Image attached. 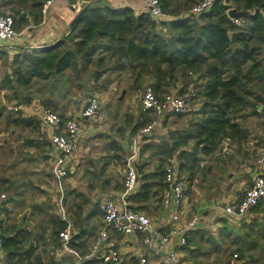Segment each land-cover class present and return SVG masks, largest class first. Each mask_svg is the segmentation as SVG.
Returning a JSON list of instances; mask_svg holds the SVG:
<instances>
[{
    "label": "trees",
    "instance_id": "16d2710c",
    "mask_svg": "<svg viewBox=\"0 0 264 264\" xmlns=\"http://www.w3.org/2000/svg\"><path fill=\"white\" fill-rule=\"evenodd\" d=\"M43 1L31 0V6L40 10ZM160 1L168 18L156 19L145 11L135 12L129 5L85 2L64 38L39 49L14 53L11 73L2 81L11 92L5 96L17 105L33 100L34 80L49 81L66 69L77 75L90 62L98 67L92 73L95 79L106 72L101 67L107 63L105 70L126 72L131 84L149 79L159 95L177 82L181 83L175 87L180 94L187 92L191 84V96L201 103L191 111L188 123L168 129L166 134L141 138L140 153L148 151L149 156L156 157V166L152 171H146L144 164L137 167L138 184L128 199L132 207L144 211L154 201L160 203L165 187L164 166L172 157L178 170L191 180L200 169L201 153L218 151L226 138L241 144L248 137V129L236 120V112L264 103V0H214L197 14L187 11L199 0ZM230 7L243 14L231 16ZM22 17L21 14L15 20L17 29ZM234 17L241 22L236 23ZM47 100L44 103L50 105L52 100ZM16 112L11 122L24 126L32 123L33 117L22 118L21 109ZM130 117L126 115L125 120L130 121ZM153 118L152 111H140L131 124V135ZM110 145L116 150L122 148L115 139L110 140ZM257 208H264V201L257 203L254 209ZM64 223L60 220V229ZM11 228L12 234L3 231L0 264H34L38 255L31 230ZM193 231L187 234L183 248L207 255L221 249L213 235L205 234L201 228ZM250 234L246 231L233 238L237 245L230 251L237 257L244 255V237ZM73 238L71 242L75 244ZM93 260L87 263L100 262Z\"/></svg>",
    "mask_w": 264,
    "mask_h": 264
},
{
    "label": "crops",
    "instance_id": "0c3cea01",
    "mask_svg": "<svg viewBox=\"0 0 264 264\" xmlns=\"http://www.w3.org/2000/svg\"><path fill=\"white\" fill-rule=\"evenodd\" d=\"M87 1L80 2L77 0L76 8L75 10H73L68 0H54L52 4L49 6L47 13L42 14L37 7L31 6V0H25L23 3H19L18 0H0V11L12 14L15 20H17L21 14L24 16L21 19L22 21L21 26L19 27L20 32L22 34V35L20 34L21 38L18 39L17 42L12 45L0 44V106H1L0 108L1 109H5V107H7L9 110H11V108H14L15 110L21 108H27L32 102L31 101L29 103L17 105L15 104V101L13 99L7 98L5 96V93L9 94L10 89L7 88L6 86H3L2 81L6 74L11 73V69H12L11 60L14 53L22 49H39L43 46L55 43L57 40L61 38H64L66 34L69 32L71 26L70 23L73 17L75 16L76 12L79 9H81L82 6ZM101 1L111 6L129 5L135 10V12H139L143 4V0H101ZM96 57H97V53L94 55V59ZM107 65L108 64L106 63L104 66L101 67L104 71H106L103 72L102 76L104 75L106 76L108 74V76L111 75L117 77V75L124 73V71H111L107 69L105 70V67H107ZM95 69H98L95 62L92 63L90 62L85 69L79 70L77 75L80 76L75 77L74 75L76 74L71 69H66L63 72V74H59V75H63L66 78L64 83L73 81L74 84L72 85H76V86L80 85L82 88L85 89L97 88V91H101L105 87L109 88L116 85L118 81L117 78L112 79L107 77L108 82L102 80V76L97 79L93 78L92 73L94 72ZM81 74L87 75L86 81L81 79ZM36 80H34V82H36ZM43 81L45 83L48 82L46 80ZM180 84L181 83L177 82L173 87H176V85H180ZM190 87L191 84L188 86V88ZM10 95L11 94H9V96ZM122 96L123 93L120 95V97ZM46 98H50L52 100V101L50 100L51 104L48 107L52 108L53 110L56 109L55 111L58 112L57 109L60 107V105L57 102V100L54 99L52 95H48V97ZM125 102L128 103V101ZM200 103L201 100L199 101V104L195 108H198ZM85 104H87V102ZM80 112L81 111L76 113L75 112L65 113L63 110V112H58V113L63 115L65 119L71 116L79 118ZM170 112L173 113L172 111ZM138 114L139 112H137L135 118H133L130 121H126L125 120L126 115L131 116V114L124 113V124H123L124 126L121 125L120 127H118V130L124 131L126 129L125 122H127L129 125L132 124L135 121ZM235 115H236V120L242 125V127L248 129L249 132L248 137L244 141H242L241 144H238V142L232 141L228 138L230 146L232 148L229 153L222 152L221 149L207 155L201 153L200 169L197 171L196 175L191 180L188 179L185 173L183 174V172H180L178 170V172L186 176L188 180V188H187L188 191V189H191L193 187L195 181H197L199 178L203 177L207 173L211 172L213 165L216 166L220 170V176L223 178L221 185L219 178L217 180L218 183L217 186L219 187L217 193L222 192L221 195L214 194V196L213 195L211 196L210 192L206 190H204V192H200L201 196L203 197L204 204L202 205V209L198 206H195V210H193L187 195L181 205L179 221L183 222L186 219H188L193 213L198 212L199 210L203 211L199 226L189 229L186 232V234H193L194 232L193 230L197 228L198 229L201 228L205 231V234L213 235L216 238V240L219 243H221L220 244L221 249L219 251H213L211 254L213 253L220 254L219 258H221L220 259L221 261L223 260L224 264H231V263L249 264L250 261L255 260V258L257 257V256L250 257L252 254L251 252L257 249L258 247H260L261 249L263 248V245L258 241V238L261 235L264 236V222L262 223V220H264V208L253 209L250 216L239 219L240 221H242L243 226L241 225V227L239 224L240 222L239 220L232 219L228 216L221 214L219 209H220V205L222 204L224 205L226 202L240 198L243 194L244 188L249 186L251 183L252 174L254 172L253 169L256 167L255 164L256 162L253 160L255 159V157H257L258 150L260 148H264L260 145L258 146L256 144H252L253 141L256 142L258 141L261 142V140L264 141V129L262 128L259 129V125H261V122H264V112L261 113L256 111L254 107L246 106L239 109ZM180 117L176 115V118H180ZM189 118L186 119L183 123L177 126L169 127L168 129L185 126L188 123ZM11 119L8 118L9 121L7 122H10ZM82 119L84 123H86L87 121H101V120L91 119L89 117L88 118L82 117ZM87 129L85 125V132L82 134V136H85L84 134L88 132ZM129 129L130 127L128 128V131ZM162 134H166V132L161 133L160 135ZM111 139H115V138H111ZM111 139L106 141L104 154H107L106 151L110 153L109 155L113 154L112 152L114 148H112L110 145ZM224 141L226 140L224 139L223 142ZM117 142L119 143L120 141L117 140ZM139 153H140V146H139ZM146 153L149 155L148 151L140 153V155L142 156L143 154ZM80 154L81 153H79V156ZM74 156L72 158V161L74 159ZM152 157H153L154 165L153 164L150 165L151 163H149L147 164L148 166H146L144 162L142 163L145 165L146 171H152L156 166V161H157L156 157L154 156ZM110 160H114V158ZM72 161L70 162L71 165L70 170L75 166V164L72 163ZM107 162H109V160H107ZM148 162H150L149 159ZM252 162L253 163L255 162L254 163L255 167L254 165L251 166ZM76 164L78 165V162ZM101 167L104 168V166ZM88 169H92V166L88 167ZM80 170L81 167L78 168L79 177L84 173V171L80 172ZM48 173L50 177L48 181L51 183L54 181L51 169L48 171ZM100 173L102 172L99 171L98 169V171L93 172L94 175L93 177H95L96 179V177H98ZM69 182H70L69 185L70 189L68 190L66 200L68 202L67 204L68 215L70 216L73 222L72 237H74L73 240L75 243L73 245L82 251L85 250L90 245L94 235L96 234L97 230L102 224L101 211L97 205V203L100 201L101 198L99 199L96 195H94L95 190L97 189V187L106 188V189L110 188V190H108L109 195H107L106 198H114L122 190L123 186L120 185L113 186L111 185L112 183L108 182L106 178H102L99 183H95L91 181H87L85 183V181H81V180L78 181V178L77 180L75 178H73L72 180L69 179ZM43 184L45 185L46 183L43 182ZM43 184H41L40 186L45 188ZM68 196H70V198H68ZM59 197L60 195L57 194L55 202L57 203L58 209L60 210ZM39 200H40L39 202H41L43 200V196H41ZM155 202L156 201H154V203H152L145 211L154 212L158 210L159 214L157 215V221L154 224L156 226L165 229L169 227V223H168L169 221H167L168 215L166 211L163 209L161 203L156 204ZM0 207L1 209L3 208L4 211L8 210V207L6 206H0ZM17 227H25L31 230V228L26 226H17ZM6 231L9 234H12L14 232L12 228L7 229ZM246 231L248 232V234L251 233L250 235L244 237L245 244H247L244 254L246 252L245 256L247 257V259L241 258L240 261H238L237 263L236 260H231L232 257L231 254L225 257L224 256L225 254L223 253H225L226 249L227 248L233 249L237 245L236 242L233 241V238L236 235H242V234L244 235ZM114 234L117 238L118 247L121 252V255L123 254V256H133V258L128 259L127 261L124 259V261L121 264H137L138 259L136 254L138 247L141 245L140 235L138 234V235L124 236L117 233ZM31 240L35 241V246H36L35 252L38 255V258L37 260L34 261V264H71V261L73 259L71 253L66 251L56 250V246L58 244V236L56 234L53 236V238H51L47 235L46 232L42 234L38 233L36 235V233H33L31 230ZM190 247H193V245H190ZM176 248L180 251V255L182 256V259L187 264H192V262L193 263L196 262L197 264H202V263L206 264V261L205 262L198 261L199 259L197 260L196 257L202 255L203 256L210 255V254L209 255L203 254L202 252L196 253L195 251L185 249L179 245H176ZM0 254L3 255L4 251L1 250ZM149 259L151 263L155 262V257L153 255L149 256Z\"/></svg>",
    "mask_w": 264,
    "mask_h": 264
},
{
    "label": "rangeland",
    "instance_id": "374dc122",
    "mask_svg": "<svg viewBox=\"0 0 264 264\" xmlns=\"http://www.w3.org/2000/svg\"><path fill=\"white\" fill-rule=\"evenodd\" d=\"M18 30L20 31V29ZM21 35L18 36V39L21 38ZM74 76L76 77L77 75ZM107 77L112 79L117 78L118 81L113 87H105L101 91H97V88L85 89L80 85H72L74 84L73 81L64 83L66 78L63 75H57L47 83L41 79L36 80L32 85L33 100L31 104L27 108H21L22 117H33L32 123L27 126L11 121L7 122V119L13 118L17 112L14 108H11V110L7 107L5 109L0 108V206L8 207L6 211L0 207V222L3 231L11 227L26 226L31 228L32 232L36 233V235L46 232L51 238L55 234L58 236L60 220L62 221L63 218L61 210L58 209L57 203L55 202L57 194L60 195V193H63L62 203H64L65 215L72 222V219L68 215V202L66 200L68 190L70 189L69 179L72 180L75 178L77 180L78 178V181H85V183L87 181L99 183L102 178H106L108 182L112 183L111 185L122 186L125 165L132 153L130 129L128 131V128H131V124L129 125L125 122V130L127 132L125 130H118V127L124 124V113L131 114L130 118L132 120L135 118L137 112H140L139 100L135 94L138 85L131 84V79L128 78L126 72L117 75V77L108 76L107 74L106 76H102V80L108 82ZM81 79L86 81L87 75L81 74ZM146 82H149V79L144 80L142 83ZM167 91L177 93L175 87H170ZM122 93L123 96L120 97ZM94 94L100 99L104 117L101 121H87L84 123L86 129L88 128V132L84 134L85 136H82L83 138L80 137L77 148L74 151L73 156H75L73 161L71 160L75 164L74 168L68 171V174L62 180L61 187L55 181L50 183L48 181L50 178L48 171L51 169V144L48 129L40 119L42 109L49 106L44 101H48L46 97L52 95L60 105L59 108L61 110L58 108V112H63L64 110L65 113H76L81 111L88 97ZM190 97L192 111L197 107L200 99ZM125 101H128V103ZM191 111L180 118H176V115L170 111L165 112L158 119L156 126L148 135H160L166 132L169 127L183 123L190 117L192 114ZM79 118L84 122L81 115H79ZM260 128L264 129V122H261V125H259ZM111 138L120 141L119 143L122 145V148L120 150L114 149L111 155H109L110 153L108 151H106L107 154H104L106 141ZM261 142L253 141L252 144L264 147V141L261 140ZM79 153H81L80 156ZM114 154L116 156L112 157ZM117 156H120V158ZM109 157H111L110 159L114 158V160H109ZM149 157L151 156L147 153L141 156L138 149L137 154L131 158V161L136 168L143 162L146 166L149 163H151L150 165H154L153 157ZM148 159L150 162H148ZM256 159L257 157L253 161L256 162ZM77 162L78 165L76 164ZM254 163L252 162L251 166ZM90 166H92V169H88ZM101 166H104V168ZM79 167H81L80 172L84 171L80 177L78 174ZM98 169L102 173L95 179L93 172L98 171ZM218 178L221 185L223 178L220 176V170L213 165L211 172L199 178L194 182L193 187L188 189L186 196L188 195L193 210H195V206L202 209V205L204 204L200 192L206 190L210 192L211 196H214V194L221 195L222 192L217 193L219 190L217 186ZM43 182L46 184L44 185ZM41 184L45 188L41 187ZM108 190L110 188L97 187L94 195L99 199H104L109 195ZM41 196H43V200L39 202ZM145 212L148 213L154 223L157 221L158 210ZM198 213L202 215L203 211L199 210ZM263 222L264 220H262ZM239 224L241 227L242 221ZM258 241L263 245V248L258 247L251 252L250 257H257L253 261L249 260V264H264V236L261 235ZM223 254L227 257L233 253L227 248ZM245 254L236 257L235 260L237 263L241 258L247 259ZM219 257L220 254L213 253L209 256H197L196 259H199L198 261H206V264H224L223 260L221 261ZM131 258L133 256H123L122 254L121 263L124 259L127 261ZM93 264L104 263L96 261ZM192 264L197 263L192 262Z\"/></svg>",
    "mask_w": 264,
    "mask_h": 264
},
{
    "label": "built area",
    "instance_id": "2783aa9c",
    "mask_svg": "<svg viewBox=\"0 0 264 264\" xmlns=\"http://www.w3.org/2000/svg\"><path fill=\"white\" fill-rule=\"evenodd\" d=\"M54 0H44L40 11L47 13ZM214 0H199L187 13H200L210 7ZM140 11L149 13L156 19L168 18L170 15L161 6L160 0H143ZM236 23L241 20L234 17ZM21 32L15 26L12 14L0 11V44L12 45L17 42ZM191 90L184 93L166 91L157 94L150 82L142 83L136 87V96L139 100L140 111H152L154 118L140 127L131 135L132 153L127 159L122 181V190L114 198H104L98 202L101 211L102 224L94 235L90 245L85 250H79L72 242L73 225L65 215L62 203L63 193H60L59 208L65 221L64 226L58 230V244L56 250L72 254L71 264H88L87 261L97 259L103 263L120 264L122 255L114 233L127 235H140L141 245L137 249V264H187L180 255L176 245L186 243V232L199 226L201 215L193 213L183 222L179 221L182 202L186 197L188 180L178 172L177 161L172 157L164 166L163 181L165 187L161 194L160 203L168 215L169 227L156 226L147 212L131 206L128 199L129 193L134 191L138 184L137 168L131 158L137 154L143 135H148L156 126L158 119L167 111L186 114L191 107ZM264 103H256L255 110L264 112ZM82 117L102 120L104 114L101 109L100 99L91 95L87 104L80 112ZM40 119L48 129L51 144V172L54 181L61 187L62 180L70 170V162L82 134L85 132L84 122L77 117L62 118L58 112L50 107H44ZM222 143L221 151L229 153L231 146L228 138ZM228 140V141H227ZM264 201V148L258 150L256 167L251 184L247 186L240 198L220 205V213L232 219L239 220L250 216L255 205ZM3 230L0 225V249ZM155 257L151 263L149 256ZM237 253L232 254L235 260ZM94 261V260H93ZM233 264V263H231Z\"/></svg>",
    "mask_w": 264,
    "mask_h": 264
},
{
    "label": "water",
    "instance_id": "95a60500",
    "mask_svg": "<svg viewBox=\"0 0 264 264\" xmlns=\"http://www.w3.org/2000/svg\"><path fill=\"white\" fill-rule=\"evenodd\" d=\"M76 1L77 0H68V2H69V4H70V6H71V8L73 9V10H75V8H76ZM78 1H80V2H82V1H87V0H78ZM81 11V9H79L77 12H76V14H75V16L73 17V19H72V21H71V25L73 24V22H74V20H75V18H76V16H77V13H79ZM229 14L231 15V16H239V15H242L243 14V11H237L234 7H230V9H229ZM263 111H264V109H263Z\"/></svg>",
    "mask_w": 264,
    "mask_h": 264
}]
</instances>
